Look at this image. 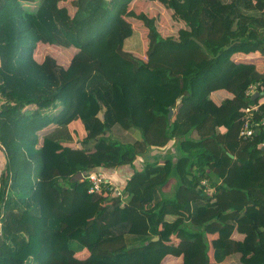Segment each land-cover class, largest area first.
Masks as SVG:
<instances>
[{
  "label": "trees",
  "instance_id": "16d2710c",
  "mask_svg": "<svg viewBox=\"0 0 264 264\" xmlns=\"http://www.w3.org/2000/svg\"><path fill=\"white\" fill-rule=\"evenodd\" d=\"M133 1L0 0V264H264V0H199L184 41L149 19L146 50L123 15ZM39 43L59 56L38 61ZM115 45L170 91L122 103ZM139 156L123 197L90 191L89 173Z\"/></svg>",
  "mask_w": 264,
  "mask_h": 264
},
{
  "label": "rangeland",
  "instance_id": "374dc122",
  "mask_svg": "<svg viewBox=\"0 0 264 264\" xmlns=\"http://www.w3.org/2000/svg\"><path fill=\"white\" fill-rule=\"evenodd\" d=\"M194 0H137V2L133 6H129L125 12L124 17L130 21V23L136 28L145 29L146 28V21L151 19L152 21H156L159 24L158 29L163 30L165 32V37L167 40H180L186 32H191L197 29V31H201V26L196 21V9ZM167 16L164 17V14ZM181 23L182 26L180 28L175 29L176 22ZM157 25V24H156ZM168 25L173 27L172 31L168 29ZM146 33L145 31H143ZM148 36L146 37V39ZM61 52V48L58 45L54 44H47V43H39L36 50H35V57L37 60L42 61L46 55H52L54 57H58ZM110 54L116 57L118 60L125 63L126 72L125 76L128 80L127 84L129 86H120L117 85V92L119 100L123 103L129 102L135 105L138 98L142 96L144 93L145 95H149L151 97H161L164 93V89L166 85L160 83V78L155 76L151 71L148 60L146 56H139L140 59L143 61V65L141 66V71H137L134 69L132 63L126 59H124L116 50V45L110 50ZM240 56V54L238 55ZM244 56V55H241ZM247 59H252L253 55L244 56ZM252 57V58H251ZM139 135V133L137 134ZM175 140V139H174ZM139 162L134 166H119L124 167L128 170L140 169L141 156L138 158ZM5 164V159H2V166ZM110 175V174H106ZM129 176V175H128ZM84 181V177L80 178ZM118 181L120 184L123 179H119ZM170 184H174L176 187L178 181L175 179ZM173 188V187H172ZM167 187L164 186V190L168 195H170L167 191ZM170 191V189H169ZM156 259L162 258V255L159 253H152L150 256ZM166 258V257H165ZM164 258V260H165ZM149 259V258H148ZM148 259L144 262V264H158V260L156 262H150Z\"/></svg>",
  "mask_w": 264,
  "mask_h": 264
},
{
  "label": "crops",
  "instance_id": "0c3cea01",
  "mask_svg": "<svg viewBox=\"0 0 264 264\" xmlns=\"http://www.w3.org/2000/svg\"><path fill=\"white\" fill-rule=\"evenodd\" d=\"M137 2V0H135V1H133L132 3H130L129 5H127L125 8H124V10H123V15H124V12H125V10L129 7V6H133L135 3ZM194 2H195V6H197L198 7V3H199V0H194ZM196 7V8H197ZM196 10V9H195ZM194 10V11H195ZM165 16H167V14L165 13L164 14V17ZM127 18V17H126ZM154 22L157 24L156 26H157V28L159 27V24L157 23V20L155 21L154 20ZM180 26H182L181 25V23H180V21L179 22H176V27H175V29H178V28H180ZM133 27L135 28V29H137V30H139L140 31V33L142 34V37H143V40H144V45H145V50L148 48V45H149V41H148V38L146 39V37H147V34H148V29L147 28H145L144 30L143 29H139V28H136V26H134L133 25ZM168 29L169 30H171L172 31V29H173V27L171 26V25H168ZM143 31H145L146 33H144ZM158 31L162 34V36L165 38V40H167L166 39V37H165V32L163 31V30H160V29H158ZM190 32H186L185 33V35H183L182 36V38L180 39V40H175V39H172V40H169V41H184L185 40V37L189 34ZM135 55H137V54H135ZM137 56H140V55H137ZM144 56H146V55H144ZM239 57H244V56H239ZM45 58V57H44ZM44 58H43V60H44ZM37 59V58H36ZM42 60V61H43ZM38 61H40V60H38ZM41 62V61H40ZM139 71H141V70H139ZM170 89H171V87L170 86H165V89H164V93H163V95L162 96H164V95H166L169 91H170ZM229 95V93H227L226 91H218V92H214L213 94H212V97L216 100V101H219V100H221L222 98H224V97H226V96H228ZM176 149H177V143H176V141L175 140H172L169 144H167L166 146H164V147H159V148H155L154 150H153V154L154 155H156L157 157H158V160L160 161V162H163L166 158H168V157H174V156H176ZM140 157V156H139ZM138 157V158H139ZM2 159L4 160L5 158H4V155H2V153H1V151H0V161H2ZM141 160L142 161H144V159H143V157H141ZM137 162H139V160H137L136 161V163ZM142 162H141V167H142ZM122 166H124V165H122ZM127 166H131L130 164L129 165H127ZM133 170H128V169H125L124 167H121L120 169H119V167L118 168H116V169H114V170H112V171H109V173L108 174H110L109 176L113 179V180H115L117 183H119L118 181H120L119 179L121 178V179H123V180H121V181H126L127 180V178H129L132 174H133ZM129 175V176H128ZM124 183L125 182H122L121 184H123L124 185ZM120 184V183H119Z\"/></svg>",
  "mask_w": 264,
  "mask_h": 264
},
{
  "label": "built area",
  "instance_id": "2783aa9c",
  "mask_svg": "<svg viewBox=\"0 0 264 264\" xmlns=\"http://www.w3.org/2000/svg\"><path fill=\"white\" fill-rule=\"evenodd\" d=\"M257 92L261 93L260 95H262V92H260L258 85L252 84L246 91V95L250 97L256 94ZM259 106L260 104H255L253 106H247L243 110L244 111L243 119L245 123L241 131V136L244 137V139L251 138L256 133L257 129L256 127L253 126L252 119L254 113L259 110ZM86 179L90 183V191H101L103 186L108 185L114 190L117 196L123 197L124 195V190L122 189L123 184L117 183L109 175L106 176V174L103 172L89 173L86 176ZM204 183L206 184V182ZM0 234H1V228H0Z\"/></svg>",
  "mask_w": 264,
  "mask_h": 264
},
{
  "label": "water",
  "instance_id": "95a60500",
  "mask_svg": "<svg viewBox=\"0 0 264 264\" xmlns=\"http://www.w3.org/2000/svg\"><path fill=\"white\" fill-rule=\"evenodd\" d=\"M260 94L261 93H256V94H254L253 96H252V98H257V97H259L260 96ZM172 116H173V109L171 108L170 109V113H169V119H171L172 118ZM83 177H85L84 175H83V173H78L76 176H75V179H77V178H83Z\"/></svg>",
  "mask_w": 264,
  "mask_h": 264
}]
</instances>
